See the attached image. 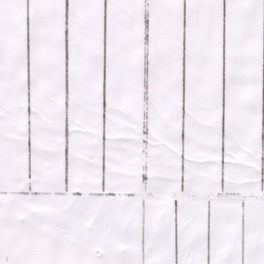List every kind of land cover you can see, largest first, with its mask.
<instances>
[{
  "label": "snow or ice",
  "instance_id": "obj_1",
  "mask_svg": "<svg viewBox=\"0 0 264 264\" xmlns=\"http://www.w3.org/2000/svg\"><path fill=\"white\" fill-rule=\"evenodd\" d=\"M0 264H264V0H0Z\"/></svg>",
  "mask_w": 264,
  "mask_h": 264
}]
</instances>
